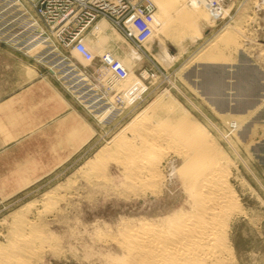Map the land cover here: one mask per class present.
Wrapping results in <instances>:
<instances>
[{
    "label": "rangeland",
    "instance_id": "1",
    "mask_svg": "<svg viewBox=\"0 0 264 264\" xmlns=\"http://www.w3.org/2000/svg\"><path fill=\"white\" fill-rule=\"evenodd\" d=\"M150 1L156 12V0ZM192 1L174 0L170 6L175 10L169 7L172 11L167 10L161 20L153 23L152 34L140 49L106 22L107 29L117 36L111 40L115 46L111 55L117 51L119 58L115 60L120 59L118 62L130 73L117 85L110 84L119 100L117 103L108 96L111 106L108 122H98L70 92L62 89L54 78L47 77L68 104L70 114L60 120V115L54 113L58 103L53 100L51 132H36L37 139L31 140L28 136L34 130H27L35 127L34 122L40 121L47 106L27 108L26 115L16 121L25 129L19 134L26 139L19 146L5 150L0 146V245H6L13 232H29L26 225L31 223V229L42 231L48 237L39 246L41 249L33 264H102L93 254L101 248L98 240L101 233L112 234L122 218H137L146 211L157 213L165 204L181 201L183 193L164 164L165 183L160 185L158 195L126 199L121 195L126 192L122 185L124 179L116 164L110 162H115L110 157L112 152H108L111 155L100 165L93 164L95 159L117 136H124L140 116L151 118L147 120L151 123L186 114L206 128L228 163L231 162L228 181L241 211L230 221L228 237L233 251L226 264H264V0H229L224 7L227 15L210 25L189 11ZM180 10L200 21L194 26L197 34L179 39L163 35L171 22L175 28L180 26L174 18ZM199 10L209 12L210 0H202ZM229 30L233 33L229 34ZM87 38L85 41H98L94 35ZM224 38L232 42L225 46L221 41ZM133 51L139 60L130 59ZM7 54L18 58L13 62L20 69L25 63L37 71L31 59L0 44L1 63L15 59ZM218 54L223 58L216 59ZM75 59L85 64L80 57ZM96 66L97 62L89 69ZM5 79L1 77L0 82L4 83ZM244 86L249 88L242 89ZM229 121H236V127L230 126ZM75 122L81 128L79 132L74 129ZM0 134L8 133L2 130ZM40 151L51 153L40 154ZM173 160L175 166H180L179 160ZM90 165L97 168L91 167L90 171ZM82 255H89L91 260H84Z\"/></svg>",
    "mask_w": 264,
    "mask_h": 264
},
{
    "label": "bare ground",
    "instance_id": "2",
    "mask_svg": "<svg viewBox=\"0 0 264 264\" xmlns=\"http://www.w3.org/2000/svg\"><path fill=\"white\" fill-rule=\"evenodd\" d=\"M201 1L193 0L190 4L192 10L189 11L196 13L197 17L199 15L202 22L210 25L227 15L226 10H223L218 16H214L211 10L209 12L200 11ZM156 2L157 10L156 12L154 10V22L164 16L167 10H171L169 7H172L170 5L174 3V0H156ZM175 14L174 18L178 20L175 19L180 26L175 28L171 22L166 26L163 35L179 39L197 34L194 26L200 21L193 19V14L183 13L181 10ZM172 20L174 21V19ZM106 22L110 24L105 19L96 21L84 34L83 44L93 58H96L94 56L98 53L97 57L108 54L114 59H118L117 51L111 55L115 51L114 42L112 46L111 40L117 39V36L107 29ZM228 32L229 34L233 33L230 30ZM92 35L98 40L96 43L85 41ZM221 41L225 46L226 43L232 42L228 38ZM214 49H216L215 46ZM36 50L35 52H37ZM165 58L167 57L165 56ZM215 58L222 59L223 57L218 54ZM130 59L139 60L140 57L133 51V56ZM123 67L125 68V66ZM125 71L127 72L126 78H128L130 73L126 68ZM37 74L32 66L22 63L21 75L27 77L32 75L31 77H33ZM119 81L110 78L107 83L117 85ZM111 88L113 87L111 86ZM247 88L249 87H242L245 90ZM155 105L148 108L147 111L153 109ZM140 117L127 128V133L124 132L125 137L117 136L104 149L105 151L99 154L95 163H92L100 165L103 159L113 154V157H110L111 160L114 158L115 162H110L116 164L118 172L124 179L122 185L126 192L124 191L125 193L121 195L126 199L158 195L160 185L163 184L166 176L163 174L164 170L168 167L171 172L170 176L177 180L182 190L183 199L175 200L172 205L165 204L164 208L157 213L152 214L150 211H146L137 218L120 219L115 224L112 234L102 235L101 233L100 236L98 235V240L102 245L101 248H97L96 252L94 251V258L102 264H226L227 257L231 256L233 251L230 249L228 237L230 221L235 214H239L241 211L228 181V164L231 162L228 163L224 153L220 150L221 148L217 147L206 128L189 119L186 114L151 123L147 122L149 117ZM229 124L232 127L237 125L236 121H229ZM73 125H75L76 132L81 130L78 123L75 122ZM168 148L172 151H169ZM109 151L112 153H108ZM173 159L179 160L180 166H175ZM92 165L88 168L90 171ZM94 168L97 166L94 165ZM102 175L104 178V174ZM107 180L110 179L107 178ZM120 187L117 188V192L120 191ZM30 224L26 225V228H30L29 232H13L6 245H2L3 243L0 245V264H33L32 261L38 258L39 246L46 243L48 237L42 231L31 229ZM95 232L97 233V230ZM67 242L69 243V241ZM68 246L70 247V245ZM92 246L90 245V247ZM88 257L85 255L83 259L88 261L90 259ZM233 260L235 261L234 258Z\"/></svg>",
    "mask_w": 264,
    "mask_h": 264
},
{
    "label": "built area",
    "instance_id": "3",
    "mask_svg": "<svg viewBox=\"0 0 264 264\" xmlns=\"http://www.w3.org/2000/svg\"><path fill=\"white\" fill-rule=\"evenodd\" d=\"M228 1L210 0L212 14H221ZM154 10L150 0H0V44L31 59L38 72L54 78L98 122L106 123L111 119L108 96L119 99L105 80H123L126 71L108 54L93 58L83 44L84 34L105 19L140 49L152 34ZM95 62L96 68L89 69Z\"/></svg>",
    "mask_w": 264,
    "mask_h": 264
},
{
    "label": "crops",
    "instance_id": "4",
    "mask_svg": "<svg viewBox=\"0 0 264 264\" xmlns=\"http://www.w3.org/2000/svg\"><path fill=\"white\" fill-rule=\"evenodd\" d=\"M7 55L13 57L11 54ZM13 58L15 59H11L12 62H0V70H2L0 72V78L3 76L7 78L4 83L0 82V132L5 130L6 134L8 133L6 136L0 134V146L2 150L19 146V144L26 139V136L19 134L21 130L24 131L25 129L19 127L20 125L18 126L19 123H16V121L18 117L26 115L27 108L38 106L45 108L47 106L48 108H46L48 112L44 111L40 121L36 119L34 122L35 127L32 126L27 130L29 132L30 130H34V132L28 136V139L31 140L37 139V135H34L36 132H51L50 125H52L53 122V109L51 107L53 100L58 103V110L56 109L54 113L55 115H60V120L66 119L70 114L68 104L61 98L58 92H56V88L49 82L47 75L33 68L38 74L29 79V77L27 78V76L21 75V69L14 63L18 61V58ZM47 113L49 115H47ZM38 124L40 125L38 126ZM39 138L41 137L39 136ZM7 140L10 141L8 142ZM5 141L8 143L6 144ZM48 148L51 149V147ZM50 153L51 151L47 153L40 151V154Z\"/></svg>",
    "mask_w": 264,
    "mask_h": 264
}]
</instances>
